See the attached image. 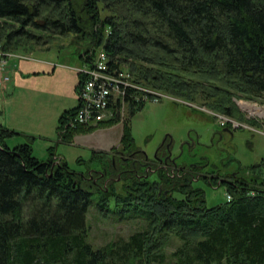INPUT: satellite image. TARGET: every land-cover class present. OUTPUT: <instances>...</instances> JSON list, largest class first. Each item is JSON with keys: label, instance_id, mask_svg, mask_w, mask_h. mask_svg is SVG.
<instances>
[{"label": "trees", "instance_id": "trees-1", "mask_svg": "<svg viewBox=\"0 0 264 264\" xmlns=\"http://www.w3.org/2000/svg\"><path fill=\"white\" fill-rule=\"evenodd\" d=\"M38 32L89 36L85 50L104 42L112 67L138 61L129 63L135 82L198 96L227 114L234 95H264V0H0L5 50ZM77 107L58 119L61 142L93 128L72 121ZM11 133L0 124V264H264L259 173L231 175L221 183L230 200L212 206L191 174L136 178L139 188L121 195L93 188L68 162H56L53 145L44 160L29 142L8 147ZM123 137L133 139L127 122ZM92 203L107 213L113 203L122 219L142 218L145 227L95 247L87 238ZM170 235L180 242L167 255Z\"/></svg>", "mask_w": 264, "mask_h": 264}, {"label": "rangeland", "instance_id": "rangeland-1", "mask_svg": "<svg viewBox=\"0 0 264 264\" xmlns=\"http://www.w3.org/2000/svg\"><path fill=\"white\" fill-rule=\"evenodd\" d=\"M107 13L103 8L100 11L102 16ZM37 34L41 36L38 39L23 36L14 39V45L7 50L15 51L18 55H23L24 51L54 49L78 55L80 53L81 63L73 65L78 72L79 105L84 82L88 79L86 75L91 70V64L96 62L94 59L101 57L103 53L109 62L112 60V56L103 47L104 42L85 50L91 42L89 36L81 38L71 33L54 36L42 32ZM0 44L2 45L1 39ZM131 62L138 64L136 59L129 57L128 61L114 67L120 73L119 77L107 80L113 84L112 90L122 96V100L119 99L117 105L110 109L103 108L107 114L106 119L92 125L93 128L90 127L88 132L75 133L69 142H60V148H64L62 151L67 156L70 167L80 173L84 180L91 182L93 188L108 191V188L114 187L112 192L128 195L140 186L137 185L136 178L159 180L160 171L171 178L179 174H191L192 183L204 189L206 203L212 206L228 200L229 193L221 183L232 182L231 175L250 179L252 173L257 172L264 179V95L258 98L234 95L231 102L236 107L231 114H227L207 106L198 96L190 99L135 82L133 73H130ZM107 77L112 76L108 74ZM124 85L126 88L122 87ZM120 88L125 94L119 91ZM126 94H129L132 101H142L143 106L140 108L137 103L130 104ZM256 107L262 111L258 112L254 109ZM222 118H225L224 124L221 123ZM126 122L133 139L124 143L123 128ZM232 123L237 124V127L232 126ZM86 133L89 134L87 137ZM77 134L85 135L82 136L83 140L79 138L74 142ZM211 139L213 143L210 144ZM188 142L192 144L190 148L186 145ZM137 147L144 149L147 159L143 158L141 152L134 155ZM155 150L165 154L159 153L158 158L151 157ZM53 153L56 154L55 149ZM166 154L174 158L167 160L164 157ZM55 161L66 160L56 158ZM177 162L183 165L176 166ZM192 163L201 166L192 167ZM110 206L111 211L108 213L99 210L93 203L88 207L87 238L95 247L118 237L125 239L133 231L145 227L144 219H122V215L114 211L113 203ZM179 242L172 235L168 237L165 245L167 255Z\"/></svg>", "mask_w": 264, "mask_h": 264}, {"label": "crops", "instance_id": "crops-1", "mask_svg": "<svg viewBox=\"0 0 264 264\" xmlns=\"http://www.w3.org/2000/svg\"><path fill=\"white\" fill-rule=\"evenodd\" d=\"M23 53L12 52L9 79L0 84V124L12 131L5 144L13 147L29 142L32 154L43 160L54 144V158L67 162L57 126L59 117L78 105V72L74 66L81 63V57L62 49ZM84 135H75L74 142L83 140Z\"/></svg>", "mask_w": 264, "mask_h": 264}, {"label": "built area", "instance_id": "built-area-1", "mask_svg": "<svg viewBox=\"0 0 264 264\" xmlns=\"http://www.w3.org/2000/svg\"><path fill=\"white\" fill-rule=\"evenodd\" d=\"M0 84L2 81H7L9 79L8 69L10 68L9 57L12 55V52L5 50L0 44ZM105 54L102 53V56H97L91 64V70L86 75L88 78L84 82L83 96H80V104L77 107L76 115L74 116V122H78L84 125H94L98 122L105 120V110L111 106H116L118 100H122V96H119L116 92L112 90V83L107 81L110 79H115L114 76L120 75L116 68L112 67L104 57ZM106 74V75H105ZM111 75L112 77H107ZM105 75V76H104ZM119 87L118 85H116ZM126 88V86H122ZM119 91L125 94V91L120 88ZM122 94V95H123ZM79 108V109H78ZM261 109V108H260ZM262 114V113H261ZM107 115V114H106ZM225 118H222L221 123L224 124L226 121ZM71 121V122H72ZM232 126L237 127V124L232 123ZM228 200L231 198L230 194H227Z\"/></svg>", "mask_w": 264, "mask_h": 264}, {"label": "flooded vegetation", "instance_id": "flooded-vegetation-1", "mask_svg": "<svg viewBox=\"0 0 264 264\" xmlns=\"http://www.w3.org/2000/svg\"><path fill=\"white\" fill-rule=\"evenodd\" d=\"M212 139H213V138H212ZM212 139H211L210 144L213 143V140H212ZM215 143H216V142H215ZM186 145L188 146V148H190L192 144H190V142H188V143H186ZM138 152H141V153L143 154V158H146V159H147V154H146V152L144 151V149H142V148H138V147H137V149L134 150V155H135L136 153H138ZM159 153H161V154H165L163 151L160 152V151L155 150V152L153 153V155H152L151 157L154 156V157H157V158H158V157H159ZM141 157H142V156H141ZM141 157H140V158H141ZM164 157L167 158V160H169V159H171V158H174V157H172V156L170 157V156L167 155V154L164 155ZM140 158H139V159H140ZM173 160H174V159H173ZM138 163H139V162H138ZM184 164H185V163H184ZM132 165H134V163H133ZM182 165H183V163H180V162H177V163H176V166H182ZM191 166H192V167H194V166H195V167H196V166L200 167L201 165L196 164V163H192ZM183 169L185 170V167H183Z\"/></svg>", "mask_w": 264, "mask_h": 264}, {"label": "bare ground", "instance_id": "bare-ground-1", "mask_svg": "<svg viewBox=\"0 0 264 264\" xmlns=\"http://www.w3.org/2000/svg\"><path fill=\"white\" fill-rule=\"evenodd\" d=\"M245 107H248V105L244 104ZM250 106V105H249ZM254 109H257L258 112H261L262 110L259 107H256Z\"/></svg>", "mask_w": 264, "mask_h": 264}]
</instances>
